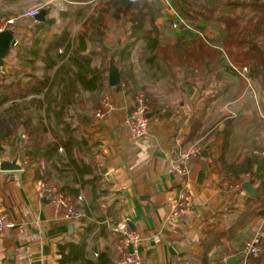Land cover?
<instances>
[{
    "label": "crops",
    "instance_id": "obj_1",
    "mask_svg": "<svg viewBox=\"0 0 264 264\" xmlns=\"http://www.w3.org/2000/svg\"><path fill=\"white\" fill-rule=\"evenodd\" d=\"M93 1L0 0V29H13L17 42L0 74L15 68L30 72L32 61L49 53L48 48L56 46L52 47L55 40L62 41L65 28L75 25L69 29L71 36L78 32L84 19L74 13L65 15L66 10L86 9ZM166 4L164 1L163 14L157 20L163 26L162 43L174 41L179 34L178 29L164 26L167 15L178 18ZM38 6L49 9L45 20L52 19V26H47L45 20L19 18L23 11ZM10 20L13 22L9 25ZM121 29L127 42L125 26ZM190 35L191 32L185 33ZM92 44L86 39V50L81 54L90 59L91 69L96 64ZM115 49L119 51L120 47ZM35 63L36 75L40 76L42 65L38 60ZM113 65L120 72L119 64L114 61ZM99 67L103 96H97L98 105L107 99L109 106L101 119L95 117L99 106L89 112L85 109V113L80 110L74 117L85 116L81 126L88 142L86 152L91 157L94 184L92 175L84 176V181L77 178L69 186L71 194L65 195L57 189L63 179L62 167L57 166L48 174L45 183L54 186L74 209L75 218L65 219L56 213L51 197L38 188L49 168H37L21 159L14 146L7 147L0 158L10 160L18 152L23 171L0 173V216L12 225L0 235V264H72L75 261L61 263L60 259H73L72 249L80 242L82 245L76 249L78 258L81 255L85 261L115 264L121 257L115 248L121 236L112 229L123 221L141 236L143 264H253L240 253L243 243L258 234L263 236L260 243L264 249V217L257 214H264L263 204H257L259 210L252 215H243L247 197L264 191V158L253 154L264 150V98L253 94V83H247L237 98H231L232 90L208 102V95H201L196 89L185 90L188 95L183 101L170 100V115L157 117L148 113L147 135L133 141L124 120L136 92L125 84L109 87V64L107 68ZM88 97V93L82 94L83 103H88ZM182 131L188 135L182 147L194 146L199 154L190 162L188 209L171 219L173 201L182 182L170 167L179 151L176 140ZM59 151L63 160L64 153ZM248 182H252L254 196L242 188ZM206 225L215 230L220 227L212 248L213 241L203 242L202 227ZM223 257L227 258L225 262ZM263 261L264 257L256 264Z\"/></svg>",
    "mask_w": 264,
    "mask_h": 264
},
{
    "label": "trees",
    "instance_id": "obj_2",
    "mask_svg": "<svg viewBox=\"0 0 264 264\" xmlns=\"http://www.w3.org/2000/svg\"><path fill=\"white\" fill-rule=\"evenodd\" d=\"M70 1L85 3L90 0ZM164 1L178 17L174 19L167 15L164 23L169 28L178 24L179 34L173 43L161 42L160 28L163 26L157 20L163 14ZM84 10L88 8L69 7L66 10L65 15L85 16L78 32L71 36L69 29L65 28L62 41L55 40L52 47L56 46L48 48L49 53L32 61L30 72L22 73L21 69L15 68L0 74V157L7 147L14 146L17 151L24 149L26 160L37 168L43 159L49 168L42 178L44 182H48L51 171L61 166L63 179L57 189L64 194H71L69 186L71 182H77V178L81 181L84 176L92 175L91 184H94L95 174L89 165L91 157L86 152L88 142L82 122L74 119L77 116L74 108L81 107L89 112L98 107L97 96H103L100 65L95 64L91 69L90 59L81 54L86 50V39L94 42L102 35L101 31L110 26H125L127 43L119 51L114 49L110 56L104 50V58H108L106 65L114 64V61L119 65L128 63L126 68L120 69V84H127L130 90L140 85L138 91L147 93L143 95L148 113L157 117L171 114L172 109L161 99L162 94H155L154 87L150 94L147 88L158 80L166 82L167 78L177 83L179 76L172 74L173 70L179 71V80L184 83L186 91L196 89L203 95L205 90H211L207 102L232 90L231 98H237L250 82L257 84L258 96L264 98V0H98L89 14H83ZM45 11L48 16L49 9ZM45 22L47 26L54 23L49 18ZM186 26L195 28L196 33L185 36L188 32ZM207 28L213 29L210 37L203 35ZM132 49L140 56L134 59ZM58 50L62 52L58 53ZM37 60L42 65L40 76L36 75ZM243 69L246 74L241 72ZM213 72L216 80L211 79ZM138 73H143L141 81ZM198 76L206 79L201 80L197 88L195 80ZM84 93L89 95L87 104L81 98ZM182 136L184 140L188 138L184 131L179 138ZM59 149L64 153L66 163L60 158ZM257 204L264 207V191L253 198L247 197L243 215H252L259 210ZM257 214L264 217L263 213ZM213 230L211 225L202 227L203 242L213 241L210 248L215 246L214 240L217 239V230ZM81 245L82 242L72 249L73 259L65 260L62 256L61 263L72 260L75 261L72 264H105L85 261L81 255L78 258L76 249ZM261 255L264 257V249Z\"/></svg>",
    "mask_w": 264,
    "mask_h": 264
},
{
    "label": "built area",
    "instance_id": "obj_3",
    "mask_svg": "<svg viewBox=\"0 0 264 264\" xmlns=\"http://www.w3.org/2000/svg\"><path fill=\"white\" fill-rule=\"evenodd\" d=\"M41 9L42 8L38 6L25 10L20 14L19 18L32 20L38 15ZM12 22L13 21L10 20L7 22V24L10 25ZM182 24L184 23L182 22ZM186 27V29H189L188 26ZM173 28L177 29L178 24H174ZM0 31H2V29H0ZM190 32L191 31H188V33ZM16 44L17 42L15 41L13 42L12 46H16ZM242 71H245V69H243ZM135 97L136 98L133 101L132 109L129 115L124 120L127 134L133 141L140 140L147 135L150 123L147 116L148 106L144 95L138 94ZM108 106V100L103 99L95 112V117L98 119L103 118V111H106ZM183 140L184 136L176 140L179 151L170 167L171 171L182 182V188H180L175 200L173 201V207L170 215L171 219L180 217L188 209L189 201L186 189L191 176L190 162L199 154V151L194 146L182 147ZM253 154L264 158V150L254 151ZM45 164L46 163L43 159L39 161V165L42 170L45 169ZM38 188L42 193L51 197L56 213H58L65 219L75 218L76 215L74 209L71 207L68 200L63 197V195L56 193L54 186L49 183L40 182L38 184ZM10 227H12V225L10 223H7L4 218L0 216V235L6 228ZM112 230L114 233L120 234L121 236L115 245V248L121 255V257L115 264H143L142 257L139 251L142 241L140 234L135 231L129 230L127 228V224L124 221L116 225V227H114ZM261 237L263 236L258 234L243 243L240 248V253L245 260L255 261L261 255ZM226 260V257L222 258L223 262H225Z\"/></svg>",
    "mask_w": 264,
    "mask_h": 264
},
{
    "label": "rangeland",
    "instance_id": "obj_4",
    "mask_svg": "<svg viewBox=\"0 0 264 264\" xmlns=\"http://www.w3.org/2000/svg\"><path fill=\"white\" fill-rule=\"evenodd\" d=\"M31 1V0H30ZM94 3H92V4H90V5H87V8H88V10H84L82 13L83 14H85V15H87V14H89L91 11H92V9H93V7L96 5V3H98V0H94L93 1ZM58 7H60V6H57V8ZM85 17V16H84ZM84 17H82L83 19H85ZM29 22V21H28ZM198 25H200V26H203L202 24H198ZM75 25H71L70 24V27H69V29L70 28H75L74 27ZM117 26H110V28H108V29H106V30H103V31H101L102 32V35L100 36V37H97V38H95L94 39V42H93V44L90 46V49H92L93 50V52L94 53H96L97 55L94 57V60H95V62H96V64L97 65H100V66H102L103 65V67L105 68V66H107L106 65V61H107V59L108 58H104V56H105V53H104V50L105 49H107V51H108V55L110 56L111 54H112V50H114L115 48H119L120 47V49H121V46L123 45V43L124 42H126V39H124V37L122 36V29L120 28V29H118V28H116ZM72 28V29H73ZM165 28H169L168 26L167 27H165ZM71 29V30H72ZM213 30V29H212ZM212 30H211V28H207V30L203 33V35L204 36H208V37H210L211 35H212ZM187 31H191L193 34H195L196 33V29L195 28H192L191 26H189V29H187ZM208 32V33H207ZM71 33V32H70ZM188 33V32H187ZM118 40H120L121 42H120V44L117 42ZM174 41H171V42H168V43H173ZM127 43V42H126ZM132 55H133V58L135 59V58H137V57H139L140 56V54H137L136 53V51L134 50V49H132ZM99 55H100V57H99ZM106 59V60H105ZM100 63H102V64H100ZM134 64H136L135 62H134ZM119 66V68L122 70V69H124V68H126L127 66H128V63H123V64H121V65H118ZM243 74L245 73L246 74V69H245V71H241ZM215 72H213V74H211L212 76H211V79H213V80H216L215 79V74H214ZM248 73V72H247ZM104 74H105V72H104ZM139 75H137L138 76V78H139V81H141L142 79H141V77H142V74L143 73H138ZM172 74H175V75H178L179 77H181V75L179 74V71L177 72L176 70H173V72H172ZM39 75H41V73H39ZM179 77H177V83H172L171 82V78H167L166 80H168V81H166V82H162V81H160V80H158V81H155L154 82V84H153V86L152 87H149V88H147V84H149V83H147V84H145L144 85V87L146 86V88H147V92L148 93H150V94H152L154 91L152 90V88L154 87V89H155V94L156 93H158V94H162V97L163 98H161V99H163L164 101H165V103L164 104H167V106H170L169 104V102H171L170 100H174V101H176V102H180V100L181 101H183L182 99H184V97H186L188 94L186 93V91H185V86H184V83H182L180 80H179ZM147 77H145L144 79H146ZM206 78L205 77H200V76H198V78L195 80V82H196V87L198 88L199 87V85H200V83H201V80H205ZM149 82H151L150 80H149ZM217 83V82H216ZM252 83H254V90H253V94L255 95V96H258L259 95V92H258V90H257V84L255 83V82H252ZM139 85V84H138ZM181 85H183V86H181ZM124 86H126L127 87V89L129 88V86L127 85V84H125ZM140 86V85H139ZM139 86H137L135 89H133V87H132V90L133 91H135L136 93H134V95H138V94H145V95H147V93L145 92V91H138V88H139ZM179 86H181V88L179 87ZM179 88L180 89H182V92H180V90H179ZM142 92V93H141ZM196 93H197V91H196ZM203 93H205V95H210V93H211V90H205ZM202 93V94H203ZM213 93H215L214 91H213ZM211 95H212V93H211ZM145 97V96H144ZM135 96H134V100H135ZM173 101V102H174ZM99 106V105H98ZM148 106V105H147ZM80 110H83L84 111V113L86 112V110L84 109V108H81V107H77L76 109L74 108V111L75 112H79ZM87 117V116H86ZM85 116L83 117L82 116V118L81 119H79L82 123H84L85 122ZM19 147V146H18ZM19 153H20V158L21 159H23V160H26V155H25V151H24V149H22V148H19ZM10 154V152H8V154L7 155H9ZM46 165H45V169H46ZM261 253H262V250H261ZM261 257H262V255H260ZM260 256L255 260V261H253L252 263L253 264H256L257 263V261L260 259L261 260V258H260Z\"/></svg>",
    "mask_w": 264,
    "mask_h": 264
},
{
    "label": "water",
    "instance_id": "obj_5",
    "mask_svg": "<svg viewBox=\"0 0 264 264\" xmlns=\"http://www.w3.org/2000/svg\"><path fill=\"white\" fill-rule=\"evenodd\" d=\"M46 11L41 9L34 21L43 22L45 20ZM15 40L14 30L11 28L0 31V68L5 66L6 58L8 57L12 44ZM107 84L109 87H116L120 84V73L118 69L112 64H109L108 69V80ZM23 171V164L19 161V153L16 152L14 157L10 160L5 158H0V172H15L20 173ZM244 191L250 195L254 196L255 190L252 187V182L244 183L242 185ZM71 228V226H70Z\"/></svg>",
    "mask_w": 264,
    "mask_h": 264
}]
</instances>
